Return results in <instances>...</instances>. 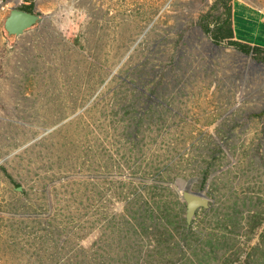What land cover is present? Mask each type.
Wrapping results in <instances>:
<instances>
[{
    "label": "rangeland",
    "instance_id": "rangeland-1",
    "mask_svg": "<svg viewBox=\"0 0 264 264\" xmlns=\"http://www.w3.org/2000/svg\"><path fill=\"white\" fill-rule=\"evenodd\" d=\"M214 1L36 0L9 37L0 0V264H264V63L213 44ZM263 19L235 0L239 41Z\"/></svg>",
    "mask_w": 264,
    "mask_h": 264
},
{
    "label": "trees",
    "instance_id": "trees-1",
    "mask_svg": "<svg viewBox=\"0 0 264 264\" xmlns=\"http://www.w3.org/2000/svg\"><path fill=\"white\" fill-rule=\"evenodd\" d=\"M35 2L36 0H24L18 8L30 13H34ZM233 5L234 0H215L209 10L201 16L199 20L200 27L216 46L232 47L242 54L252 55L257 62L264 63L263 47L250 46L235 40L236 36L233 27ZM7 35L9 37H14L8 33ZM252 117H264V110L258 114H253ZM207 178L208 177L206 175L201 186L202 189L206 186ZM202 210L208 211L206 209ZM263 217L264 214H257L255 220L252 224H250V226L254 228L261 225L264 220ZM186 227L189 228L187 224ZM240 230V223L234 224L232 232L236 233Z\"/></svg>",
    "mask_w": 264,
    "mask_h": 264
},
{
    "label": "water",
    "instance_id": "water-1",
    "mask_svg": "<svg viewBox=\"0 0 264 264\" xmlns=\"http://www.w3.org/2000/svg\"><path fill=\"white\" fill-rule=\"evenodd\" d=\"M37 13H30L15 7L6 18L5 29L11 36H20L31 30L33 26L41 22ZM182 199L186 203V223L191 226L200 209L208 210L211 207V199L206 192L184 191Z\"/></svg>",
    "mask_w": 264,
    "mask_h": 264
},
{
    "label": "crops",
    "instance_id": "crops-1",
    "mask_svg": "<svg viewBox=\"0 0 264 264\" xmlns=\"http://www.w3.org/2000/svg\"><path fill=\"white\" fill-rule=\"evenodd\" d=\"M23 1H24V0H13V3H14L17 7H19ZM234 2H235V0H234ZM263 20H264V19H263ZM235 36H236V35H235ZM235 40L239 41V40L237 39V36L235 37ZM239 42H241V43H243V44L250 45V46H254V45H252V44H249V43H246V42H243V41H239Z\"/></svg>",
    "mask_w": 264,
    "mask_h": 264
},
{
    "label": "flooded vegetation",
    "instance_id": "flooded-vegetation-1",
    "mask_svg": "<svg viewBox=\"0 0 264 264\" xmlns=\"http://www.w3.org/2000/svg\"><path fill=\"white\" fill-rule=\"evenodd\" d=\"M34 13H36V12H34Z\"/></svg>",
    "mask_w": 264,
    "mask_h": 264
}]
</instances>
